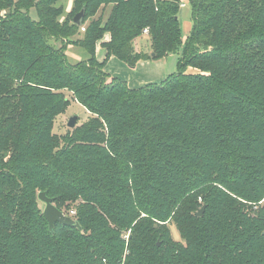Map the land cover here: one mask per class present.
<instances>
[{
  "label": "trees",
  "instance_id": "16d2710c",
  "mask_svg": "<svg viewBox=\"0 0 264 264\" xmlns=\"http://www.w3.org/2000/svg\"><path fill=\"white\" fill-rule=\"evenodd\" d=\"M65 1L0 0V264H264V0H188L178 72L138 89L107 61L176 53L182 0ZM71 100L90 118L60 136Z\"/></svg>",
  "mask_w": 264,
  "mask_h": 264
},
{
  "label": "rangeland",
  "instance_id": "374dc122",
  "mask_svg": "<svg viewBox=\"0 0 264 264\" xmlns=\"http://www.w3.org/2000/svg\"><path fill=\"white\" fill-rule=\"evenodd\" d=\"M72 1L73 0H66L64 2V5L66 6V11L68 13H70L72 11ZM182 3L185 5L183 7H181L180 12H179V20H180V24H181V28H182V44L179 48V50L174 53L169 55L168 57L164 58V59H159V63L162 64L163 68H164V78H167L173 74H176L178 72V64L180 59L183 57L184 51H185V46L187 44L188 38L191 34L192 31V26H193V22H192V7L191 4L189 3L188 0H182ZM110 8V7H108ZM106 9L102 14L104 16V19L107 18L108 14H109V9ZM30 16L32 17V19L34 20H38V16L37 13L34 9L31 10L30 12ZM104 40H109V35L107 34L105 36ZM148 38L147 37H142L139 42H138V48L140 51H145L146 48L148 50L147 47V42ZM100 43V42H99ZM97 49H98V53L100 52L101 48L99 47V44L97 45ZM68 60L70 63L75 64V63H80L82 61H84L85 59L88 58V54L86 53V51L83 48H79V47H72L69 46L67 48L66 51ZM101 56L99 55V58ZM103 57V56H102ZM97 58H98V54H97ZM106 57L104 56L105 60ZM119 60V59H118ZM117 59L115 61H112L111 58L107 61V67H106V72L111 76V77H115L117 76L120 80H123L124 77H128V75L131 73L130 72V68L128 67L127 64L123 63L122 61H118ZM187 73H195L194 70L188 69ZM121 77V78H120ZM138 76L136 74L133 73V78L135 79ZM110 81V80H109ZM135 80H132V84L134 87L135 82H133ZM131 86V84L129 83V87ZM71 94L67 93V96H70ZM78 117L77 120V125H82V123L86 122L89 120L90 118V114L89 112L85 109V107H83L80 103H78L77 101H73L71 100V104L70 106L66 109V112L64 114H62L61 116H59L56 119L55 122V127L53 132L55 134L58 135H64L67 132H69L71 129L68 127V122L70 120L71 117ZM76 125V126H77ZM200 206L199 209H201L202 207L205 206V203L203 201L202 198H199L198 200ZM264 206V203L263 205ZM73 205H70V208H72ZM41 208L42 210H44L45 205L41 202ZM170 229H171V233H172V237L174 240H181V237L179 235V232L177 230V228L173 225L170 224Z\"/></svg>",
  "mask_w": 264,
  "mask_h": 264
},
{
  "label": "water",
  "instance_id": "95a60500",
  "mask_svg": "<svg viewBox=\"0 0 264 264\" xmlns=\"http://www.w3.org/2000/svg\"><path fill=\"white\" fill-rule=\"evenodd\" d=\"M85 18V10L83 9L74 18V24L81 26ZM155 56V53H152ZM78 117H71L68 122V127L74 129L77 125ZM39 201L45 205L43 215L49 223L50 231L53 232L55 224L60 223L67 227H77L80 229L79 223H77L72 217L66 215L55 205V199L48 196L47 192H40L38 195ZM206 210V206L199 209L196 213L197 216H202Z\"/></svg>",
  "mask_w": 264,
  "mask_h": 264
},
{
  "label": "crops",
  "instance_id": "0c3cea01",
  "mask_svg": "<svg viewBox=\"0 0 264 264\" xmlns=\"http://www.w3.org/2000/svg\"><path fill=\"white\" fill-rule=\"evenodd\" d=\"M99 47L101 48L100 52H96V55L98 54V60L103 61L104 56L106 55V51L101 47L99 44ZM98 51V49H97ZM99 55L101 56L99 58ZM103 56V57H102ZM117 58L112 57L111 60L115 61ZM118 60V59H117ZM120 61V60H118ZM160 60H143L140 61L135 69H131L129 66L130 74L128 77H124L123 81H125L128 86L129 83L131 84L130 88L132 89H138L145 87L150 84H158L162 83L166 78H164V68L161 63H159ZM124 63V62H123ZM107 67V66H106ZM133 73L136 74L138 77L135 79L133 78ZM118 78L117 76H115ZM121 78V77H120ZM119 79V78H118ZM132 80H135V86L131 83Z\"/></svg>",
  "mask_w": 264,
  "mask_h": 264
},
{
  "label": "built area",
  "instance_id": "2783aa9c",
  "mask_svg": "<svg viewBox=\"0 0 264 264\" xmlns=\"http://www.w3.org/2000/svg\"><path fill=\"white\" fill-rule=\"evenodd\" d=\"M182 6H185V5L183 4ZM83 31H85V28H83ZM148 32H149L148 29H146V30L144 31V34L147 35ZM71 213L74 214L75 212H71Z\"/></svg>",
  "mask_w": 264,
  "mask_h": 264
}]
</instances>
